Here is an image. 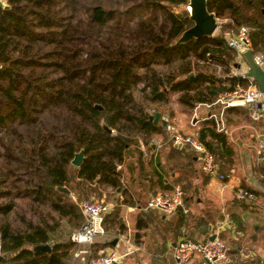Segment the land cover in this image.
<instances>
[{
    "label": "trees",
    "instance_id": "obj_1",
    "mask_svg": "<svg viewBox=\"0 0 264 264\" xmlns=\"http://www.w3.org/2000/svg\"><path fill=\"white\" fill-rule=\"evenodd\" d=\"M186 1L0 0V264L65 263L75 243L51 233L81 225V201L123 194L121 178L135 180L144 163L138 139L167 134L148 115H161L170 91L192 108L253 82L230 74L237 54L222 34L175 42L191 21L171 5ZM205 6L248 25L264 52V0ZM197 134L213 157L230 153L219 117L208 116ZM102 225L121 230L116 205ZM44 243L49 250L36 248ZM90 246L94 255L105 244Z\"/></svg>",
    "mask_w": 264,
    "mask_h": 264
},
{
    "label": "crops",
    "instance_id": "obj_2",
    "mask_svg": "<svg viewBox=\"0 0 264 264\" xmlns=\"http://www.w3.org/2000/svg\"><path fill=\"white\" fill-rule=\"evenodd\" d=\"M167 104L168 121L182 132H197L208 116L219 117L231 151L219 152L216 165L227 176L219 179L201 171L194 153L172 143L165 128L167 134H156L147 144L138 140L137 147L144 156L143 168L133 182L121 178L124 193L106 200L110 209L117 206L122 228L115 232L114 228L103 227L92 243H104L121 253L116 264H173L169 253L182 234L199 239L222 232L229 247L226 263L264 264V160L255 152L258 142L264 139V118L251 119L247 107L242 105L213 102L188 108L174 100ZM167 113L162 111L161 115ZM176 186L184 193L186 212L163 213L144 207L152 192H169ZM236 187L249 189L256 198L237 199ZM129 198L128 203L122 201Z\"/></svg>",
    "mask_w": 264,
    "mask_h": 264
},
{
    "label": "built area",
    "instance_id": "obj_3",
    "mask_svg": "<svg viewBox=\"0 0 264 264\" xmlns=\"http://www.w3.org/2000/svg\"><path fill=\"white\" fill-rule=\"evenodd\" d=\"M229 44L235 47L236 56L241 60V65L243 64L242 52L250 49L253 52L254 60L264 69V57L260 52L254 50L247 26H241ZM234 73L246 76V68L238 69ZM216 100L225 106L242 105L247 107L249 116L253 120L264 118V92L259 90L254 81L247 86L238 84L234 89L220 91ZM161 118L165 120L163 126L172 143L187 145L195 151V157L201 171L208 176H216L219 179L227 176V174L218 171L212 152L200 140L197 132H182L168 121L166 115H161ZM255 152L260 160H264V139L258 142ZM234 195L240 200H254L256 198L255 193L243 187H236ZM144 207L157 209L163 213H172L176 210L187 211V206L183 201V191L177 186L169 192H152L147 197ZM80 208L83 214V222L68 235L70 241L82 245L76 249L74 255L79 256L82 264H112L117 262L122 254L115 248L100 247L96 249L94 255L89 250L96 235L104 231L102 219L103 215L109 211L110 204L104 197H92L81 201ZM228 250L227 243L216 234L212 238H208L207 235L199 239L182 234L172 248L173 264H225L228 259Z\"/></svg>",
    "mask_w": 264,
    "mask_h": 264
},
{
    "label": "water",
    "instance_id": "obj_4",
    "mask_svg": "<svg viewBox=\"0 0 264 264\" xmlns=\"http://www.w3.org/2000/svg\"><path fill=\"white\" fill-rule=\"evenodd\" d=\"M187 5L189 6V13L187 17L190 19L191 24L183 29L181 33L176 38L175 42H184L189 38H196L202 35H212L216 26L217 19L215 15L206 9L205 0H187ZM242 61L246 68V76L250 77L256 84L260 91L264 92V69L254 60L253 52L248 49L242 52ZM238 66L240 63L237 64ZM97 108H100L99 104L94 105ZM148 118L156 123L159 121L161 125L165 124V120L160 117L159 111H154L152 114L148 115ZM101 126L108 132H111V128L108 127L103 121H100ZM176 146L180 147L181 144L177 143ZM83 158L82 149L76 151L70 163L72 165H79ZM62 191H66L64 187H58ZM214 233H210L208 238H212ZM37 249L40 250H49L50 246L48 243L37 245ZM112 264H116L113 262ZM225 264H228L225 262Z\"/></svg>",
    "mask_w": 264,
    "mask_h": 264
},
{
    "label": "rangeland",
    "instance_id": "obj_5",
    "mask_svg": "<svg viewBox=\"0 0 264 264\" xmlns=\"http://www.w3.org/2000/svg\"><path fill=\"white\" fill-rule=\"evenodd\" d=\"M171 7L172 8H177V10H179V11H182V12H184V13H186V15L189 13V6L187 5V1L186 2H184V3H182V4H180V5H171ZM216 17V16H215ZM216 19H217V26H216V28H215V30H214V32H213V34H222V36H223V38H224V40H225V42L230 46V47H232V48H234L235 49V47L234 46H232L231 44H229V41H231L232 40V37H234V35H236L237 33H238V29L241 27V26H247L248 28H249V26L248 25H246V24H238V23H236L235 21H232V20H230L228 17H216ZM212 34V35H213ZM254 50L255 51H257V52H260L262 55H263V57H264V52L263 51H261V50H257V49H255L254 48ZM235 51H236V49H235ZM235 61H236V64H238V63H240V61L241 60H239L237 57H236V59H235ZM244 64H240L239 66L237 65L236 66V68H234V69H231L230 70V74H232V73H234V71H238V69H241V68H244L245 66H243ZM211 67H208V69H210ZM214 73H216L217 75H221V76H223L222 75V71L219 69V68H214ZM172 101V100H174V101H177L176 100V93H174V92H172V91H170L169 93H168V99H167V101H165V102H163L162 104H161V107H162V111L164 112V113H167L168 112V102L169 101ZM178 102V101H177ZM215 102H219L218 100H215ZM182 106H185V105H183V104H181ZM167 111V112H166ZM168 115H166L167 116V119L170 117V113L168 112L167 113ZM169 116V117H168ZM187 124H190V119H187ZM220 124H222V122L220 123ZM154 137H152V139H153ZM150 140V141H153V140ZM139 140V139H138ZM138 143V142H137ZM182 147H183V149H186V150H188V151H192L193 153H194V155L196 154L195 153V151H193V150H191V148H189V146H187V145H182ZM250 150L251 151H253V149L250 147ZM187 151V152H188ZM186 154H188V153H186ZM190 156V155H189ZM188 156V159L190 160V157ZM214 159H215V162H216V164L218 163V161H219V159H220V155H219V153L218 152H216L215 153V156H214ZM199 165V164H198ZM72 230H70V224H66V223H61L60 225H59V227L55 230V231H53L52 233H51V237H52V240H57V239H64V238H67L68 239V235L70 234V232H71ZM186 233V232H185ZM222 232H220V233H217L216 235L218 236V237H220V238H222L223 236H222V234H221ZM225 233V232H224ZM187 234V233H186ZM226 234V233H225ZM222 240H224L225 241V239H223L222 238ZM79 247H82V245H80V244H75V250L76 249H78ZM86 247V246H85ZM90 249V251H92V247L90 246L89 247ZM171 251H172V249H171ZM170 252V251H169ZM169 257H170V259H171V261L174 263V261H173V257H172V253H169ZM169 257H168V259H169ZM64 264H82V262L80 261V258H79V256H75V255H71V257L70 256H67L66 258H65V263Z\"/></svg>",
    "mask_w": 264,
    "mask_h": 264
}]
</instances>
